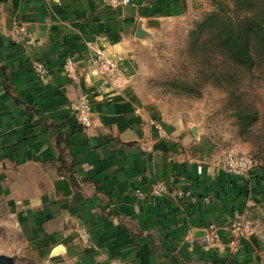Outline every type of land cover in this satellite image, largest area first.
Returning a JSON list of instances; mask_svg holds the SVG:
<instances>
[{"label":"crops","instance_id":"0c3cea01","mask_svg":"<svg viewBox=\"0 0 264 264\" xmlns=\"http://www.w3.org/2000/svg\"><path fill=\"white\" fill-rule=\"evenodd\" d=\"M207 2L0 0V204L48 263L264 264V233L236 238L229 229L264 206V167L245 176L219 167L220 156L123 82L141 22ZM15 22L27 26L28 42L11 36ZM100 55L118 58L123 77L108 82ZM82 95L92 101L88 126L70 108ZM160 180L170 193L149 194ZM212 223L215 247L201 241Z\"/></svg>","mask_w":264,"mask_h":264},{"label":"rangeland","instance_id":"374dc122","mask_svg":"<svg viewBox=\"0 0 264 264\" xmlns=\"http://www.w3.org/2000/svg\"><path fill=\"white\" fill-rule=\"evenodd\" d=\"M207 3L194 14L155 24L141 22L134 31L123 82L142 106L178 121L212 154L252 156L264 167V36L257 29L250 33L249 68L218 45L215 31L192 34L219 4L236 21L251 17L264 25V0ZM97 62L108 82L123 77L118 58ZM250 221L253 231L258 227L264 233V206L253 211ZM0 254L13 257L14 264H59L37 253L1 204Z\"/></svg>","mask_w":264,"mask_h":264},{"label":"built area","instance_id":"2783aa9c","mask_svg":"<svg viewBox=\"0 0 264 264\" xmlns=\"http://www.w3.org/2000/svg\"><path fill=\"white\" fill-rule=\"evenodd\" d=\"M106 4L111 7H117L120 5H128L132 0H105ZM11 36L17 41H27L31 34L28 31L26 25L15 22L12 30L10 31ZM24 38V39H22ZM98 58H103L101 55ZM34 70L40 74L44 75L48 73L46 66L41 61H36L34 63ZM71 111L74 114L77 121L88 126L92 120V101L88 95H82L77 99L73 100L70 105ZM217 165L228 172L245 176L249 174L257 166V161L252 156L240 155V154H227L224 157H220L216 161ZM136 193L139 196H145L146 193L137 190ZM170 193V188L165 181L160 180L155 182L149 194L153 196H162L164 194ZM176 195H183L182 191L174 192ZM229 229L233 237L242 238L253 233V227L250 221L244 218H235L230 220ZM78 233L82 241L86 246L91 245L89 231L84 228H78ZM219 232L216 224L212 223L207 226L201 241L209 247H215L219 243Z\"/></svg>","mask_w":264,"mask_h":264},{"label":"trees","instance_id":"16d2710c","mask_svg":"<svg viewBox=\"0 0 264 264\" xmlns=\"http://www.w3.org/2000/svg\"><path fill=\"white\" fill-rule=\"evenodd\" d=\"M257 29L264 36V25L254 18L234 20L219 4L216 11L208 13L204 20L192 32L193 35L213 30L218 38V45L241 66L253 67L250 52V33ZM255 118L249 121L253 123Z\"/></svg>","mask_w":264,"mask_h":264},{"label":"water","instance_id":"95a60500","mask_svg":"<svg viewBox=\"0 0 264 264\" xmlns=\"http://www.w3.org/2000/svg\"><path fill=\"white\" fill-rule=\"evenodd\" d=\"M0 264H14V259L11 256L0 254Z\"/></svg>","mask_w":264,"mask_h":264}]
</instances>
